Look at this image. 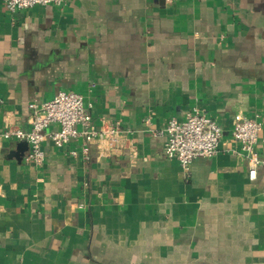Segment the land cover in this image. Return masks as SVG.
<instances>
[{"label":"crops","instance_id":"1","mask_svg":"<svg viewBox=\"0 0 264 264\" xmlns=\"http://www.w3.org/2000/svg\"><path fill=\"white\" fill-rule=\"evenodd\" d=\"M61 92L82 95L97 126L119 123L124 148L86 157L82 141L48 139L34 167L21 142H0V264H264V169L251 180L231 138L235 116L256 118L264 158V0L14 13L0 0V129L30 130L29 106ZM192 110L223 136L186 171L155 132Z\"/></svg>","mask_w":264,"mask_h":264},{"label":"built area","instance_id":"2","mask_svg":"<svg viewBox=\"0 0 264 264\" xmlns=\"http://www.w3.org/2000/svg\"><path fill=\"white\" fill-rule=\"evenodd\" d=\"M70 0H3L7 10L14 13L37 6H53L63 8ZM91 106H89L90 108ZM85 105L84 97L72 92H61L47 102L31 104L30 125L28 131L17 126H6L0 129V142H27L28 154L25 164L41 166L46 159L43 145L51 140L54 147L62 150L73 142L82 141V152L88 156L89 148L96 144L102 156H110L123 150L125 132L120 124L103 122L97 126ZM149 123V120H146ZM56 130L49 131L51 126ZM262 124L256 118L237 115L234 118L231 132L232 141L239 145L240 153L249 162V178L255 180L257 171L264 168V158L258 152ZM155 135L166 136L164 155L175 160L186 171L190 170L197 158H211L218 152L223 136L219 124L212 118L192 110L182 121L172 118L165 129L155 132ZM71 156H77L76 150L70 151ZM131 155L135 156L134 150Z\"/></svg>","mask_w":264,"mask_h":264},{"label":"water","instance_id":"3","mask_svg":"<svg viewBox=\"0 0 264 264\" xmlns=\"http://www.w3.org/2000/svg\"><path fill=\"white\" fill-rule=\"evenodd\" d=\"M21 146H26V148H29V145H28V143H27V142H25V141L21 142ZM260 169H261V168H260ZM262 169H264V168H262Z\"/></svg>","mask_w":264,"mask_h":264}]
</instances>
